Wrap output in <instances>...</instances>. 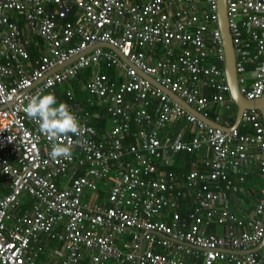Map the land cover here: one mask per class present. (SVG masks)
<instances>
[{
	"label": "built area",
	"instance_id": "obj_1",
	"mask_svg": "<svg viewBox=\"0 0 264 264\" xmlns=\"http://www.w3.org/2000/svg\"><path fill=\"white\" fill-rule=\"evenodd\" d=\"M226 15L240 94L259 100L264 0H226ZM218 20V0H0V264H38L50 240L62 243L51 250L62 260L47 264H84V257L88 264H264V189L242 214L221 191H237L230 175L242 166L258 167L264 180L260 113L242 114L239 126L250 134L225 132L139 75L205 117L210 107L230 111ZM101 45L117 49L131 67ZM85 70L89 106L91 98L105 106L110 127L99 136L74 104L71 111L88 131L54 141L71 143L72 158L53 159V141L24 108L32 96ZM201 87L213 92L211 103ZM152 100L155 114L147 110ZM180 119L191 127L187 140L166 133ZM203 149L209 151L204 170L181 180L168 170L175 155ZM100 186L107 187L106 205L91 199ZM188 195L192 207L182 214ZM213 227L220 235L208 231ZM114 236L128 241L127 250Z\"/></svg>",
	"mask_w": 264,
	"mask_h": 264
},
{
	"label": "crops",
	"instance_id": "obj_2",
	"mask_svg": "<svg viewBox=\"0 0 264 264\" xmlns=\"http://www.w3.org/2000/svg\"><path fill=\"white\" fill-rule=\"evenodd\" d=\"M87 81H88V79H87ZM87 81H86V83H87ZM84 86H85V84H84ZM233 106H235V105L233 104ZM215 108L216 107H210L209 108L210 116H207V118L212 120L215 123L218 122L222 126L229 124V121L227 120V118H228L227 113H229V112H226V111L221 110V109H220V111H217ZM92 116L94 117V114H92ZM179 123H180L179 125H177V123H175L174 124L175 126L172 125L168 129L172 131V135H174V136L181 135V137L184 140L189 139L192 136L191 135L192 134L191 127L186 125L184 123V121L179 122ZM181 126H184V127L182 128ZM109 127H110V123H109ZM175 129H176V131H175ZM244 129H246V127ZM251 132H252V130L249 129V131H247L246 133L250 134ZM252 150L254 152H257V149H255V148H253ZM176 156L177 155L172 157V159L170 161L169 168H171V166L173 168H175V170H177V172H174V173L181 180L182 176L187 174L192 169H196L199 171L204 170L203 161L209 156V151H207L206 149H203V150L196 152V153L186 154V155H178L177 157ZM242 167L243 168H241L240 170L231 171L232 174L230 175L232 182L234 183V185L237 186L236 192H233V191L228 192L225 190V188L223 186H221V191L226 192V194L228 196L231 210L236 214H242V211H244V209L246 207H251V205H254L258 201V199L261 197V191L264 189V180L259 175V168L255 167V166H242ZM162 170H164L163 167H162L161 171ZM240 174H243L242 175V177H243L242 181H240L238 178V175H240ZM102 188H104V187L100 186L97 194H94L91 197V199L96 200L97 202H101V203L106 205L107 187H105V191ZM186 193H187V191H186ZM87 198L88 197H86V199H85L86 201L89 200ZM188 198L189 199L186 201V203L181 204V206H182L181 213L182 214L184 212H186L189 208L192 207L191 199L193 198V196L188 195ZM22 210H24V209H22ZM245 213L248 215L251 214V212H249V211H246ZM208 231L213 232L215 234L217 233L218 235H220V233L222 232V229L219 227H213V228L208 229ZM113 240L115 241L116 245L119 248H121L122 250H127V248H125V244H128V241H126L125 243L122 242V239L119 236H114ZM61 246H62V243H60V241H58V240L48 241L46 243V248L44 250V253L40 254V256L37 259L38 264H47V263H54V262L61 261L62 256H58V257L54 256L55 257L54 258L52 255V251H51L53 249H59V248H61ZM155 249H156V251H159L160 248L155 247ZM182 258L186 259V260L188 259L187 257H182ZM84 259H85L84 264H88L87 263L88 257H86V258L84 257Z\"/></svg>",
	"mask_w": 264,
	"mask_h": 264
},
{
	"label": "clouds",
	"instance_id": "obj_3",
	"mask_svg": "<svg viewBox=\"0 0 264 264\" xmlns=\"http://www.w3.org/2000/svg\"><path fill=\"white\" fill-rule=\"evenodd\" d=\"M2 92L3 86H0V94ZM24 111L29 119L38 122L40 132L53 141L49 153L50 157L53 159H71V143H55L54 141L68 138L69 133L80 136L88 129L80 125L77 116L70 110L69 106L58 103L54 93H37L30 98Z\"/></svg>",
	"mask_w": 264,
	"mask_h": 264
},
{
	"label": "water",
	"instance_id": "obj_4",
	"mask_svg": "<svg viewBox=\"0 0 264 264\" xmlns=\"http://www.w3.org/2000/svg\"><path fill=\"white\" fill-rule=\"evenodd\" d=\"M218 18H219L218 23H219V28H220L221 35H222L223 49H224V55H225L224 71H225V76L227 79L228 94L236 107L235 121L232 127L226 128L220 124L213 122L212 120L203 116L201 113L197 112L194 108L187 105L184 101L177 98L174 94L170 93L168 90L161 87L151 77L145 76L140 72H139V75L143 77L145 80H147L151 85H153L154 87H156L157 89L165 93L168 97L173 99L175 102H177L186 111L193 114L197 119L201 120L202 122H204L210 127L221 129L225 132L231 129H234V130L238 129L242 114L245 110H256L257 112H259L261 115L263 124H264V95L259 100L249 101V100H246L240 94V91L238 88L237 75L235 71L234 49L232 45V39L230 36L227 16H226V0H218ZM101 47H105V48L112 50L123 62L127 63L131 67L127 59L123 55H121V53L117 49L111 46H108V45H101ZM259 247L260 246H258V249Z\"/></svg>",
	"mask_w": 264,
	"mask_h": 264
},
{
	"label": "trees",
	"instance_id": "obj_5",
	"mask_svg": "<svg viewBox=\"0 0 264 264\" xmlns=\"http://www.w3.org/2000/svg\"><path fill=\"white\" fill-rule=\"evenodd\" d=\"M20 25H21V23H20ZM30 52H31V50H30ZM103 73H105L109 77H112L114 71L106 68L103 70ZM90 76H91V71L85 70L82 73H80V75L77 79L72 80L63 86L55 88L53 90V92H51V93L55 94L58 103H64V104L68 105L70 110H74L75 109L74 104H76L78 107V110L80 112L88 113L89 114L88 118H90L89 119V125L92 126L98 132V134L100 136V135H103L109 129L110 121L106 115V107L103 105H100L99 102L95 98H91V100L93 101V105L89 106V100H90L89 98L90 97H89V95L85 89L84 84H86V81H87V79H89ZM201 80H202V78H201ZM67 92L71 93L72 100H70L68 98ZM200 93L202 96L206 97V99L211 103L210 97H211V94L213 92L210 89H207L206 87H201ZM217 93H219V92L217 91ZM45 94H48V93H45ZM219 94H221V93H219ZM223 96L227 99L229 98V95L227 92ZM156 110H157V104H156L155 100H152L151 101V107L149 108V112L152 114H155ZM226 112H229V113H227L228 114L227 120L229 121V125L233 126L234 121H235V115H236V107L232 105L230 111H226ZM92 114L98 115L99 117H93ZM206 114H207V116H210L209 109L206 111ZM179 124L180 123L177 122V125H179ZM181 127L183 128L184 126H181ZM132 128H134V125H132ZM176 129H175V131H176ZM247 131H249V128L244 129L241 126H239V128H238V132L241 134H244ZM126 142H128L129 144L134 143L131 138H130V140L129 139L126 140ZM168 170H171L173 172H177V170H175V168H173L172 166Z\"/></svg>",
	"mask_w": 264,
	"mask_h": 264
},
{
	"label": "bare ground",
	"instance_id": "obj_6",
	"mask_svg": "<svg viewBox=\"0 0 264 264\" xmlns=\"http://www.w3.org/2000/svg\"><path fill=\"white\" fill-rule=\"evenodd\" d=\"M227 16V15H226ZM16 19V17H11V20H15ZM228 22V21H227ZM218 25H219V23H218ZM231 36V35H230ZM232 39V38H231ZM233 45V44H232ZM222 47H223V42H222ZM223 52H224V49H223ZM224 59H225V55H224ZM150 77V76H149ZM152 78V77H151ZM156 83H158L154 78H152ZM159 84V83H158ZM160 85V84H159ZM153 86V85H152ZM161 86V85H160ZM154 87V86H153ZM162 87V86H161ZM156 88V87H155ZM164 88V87H163ZM157 89V88H156ZM165 89V88H164ZM159 90V89H158ZM167 90V89H166ZM160 91V90H159ZM169 91V90H168ZM162 92V91H161ZM170 92V91H169ZM163 93V92H162ZM171 93V92H170ZM163 94H165V93H163ZM173 94V93H172ZM166 95V94H165ZM175 95V94H174ZM167 96V95H166ZM176 96V95H175ZM177 97V96H176ZM170 98V97H169ZM177 98H179V97H177ZM171 99V98H170ZM180 99V98H179ZM172 101H174L173 99H171ZM182 100V99H181ZM182 101H184V100H182ZM175 102V101H174ZM185 102V101H184ZM176 104H178L177 102H175ZM186 103V102H185ZM187 104V103H186ZM179 105V104H178ZM188 105V104H187ZM180 106V105H179ZM190 107H192L191 105H189ZM151 107V106H150ZM184 111H186L182 106H180ZM193 108V107H192ZM147 110H149V109H147ZM188 114H190V115H192V116H194L193 114H191V113H189L188 111H186ZM195 117V116H194ZM182 121H184L183 119H180L179 121H178V123L179 122H182ZM184 123H185V121H184ZM169 127H171V125L170 126H168L167 127V129H166V133L167 134H170L171 136H174V135H172V131L171 130H169L168 128Z\"/></svg>",
	"mask_w": 264,
	"mask_h": 264
},
{
	"label": "rangeland",
	"instance_id": "obj_7",
	"mask_svg": "<svg viewBox=\"0 0 264 264\" xmlns=\"http://www.w3.org/2000/svg\"><path fill=\"white\" fill-rule=\"evenodd\" d=\"M11 15H15V13H11Z\"/></svg>",
	"mask_w": 264,
	"mask_h": 264
}]
</instances>
